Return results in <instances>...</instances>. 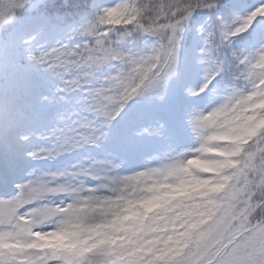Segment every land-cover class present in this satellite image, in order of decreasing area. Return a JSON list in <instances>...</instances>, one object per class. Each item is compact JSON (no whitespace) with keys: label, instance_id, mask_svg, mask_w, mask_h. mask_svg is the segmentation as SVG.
<instances>
[{"label":"snow or ice","instance_id":"snow-or-ice-1","mask_svg":"<svg viewBox=\"0 0 264 264\" xmlns=\"http://www.w3.org/2000/svg\"><path fill=\"white\" fill-rule=\"evenodd\" d=\"M0 264H264V0H0Z\"/></svg>","mask_w":264,"mask_h":264}]
</instances>
